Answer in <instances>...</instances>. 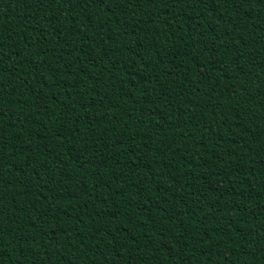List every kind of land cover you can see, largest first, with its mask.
<instances>
[{
    "label": "trees",
    "instance_id": "obj_1",
    "mask_svg": "<svg viewBox=\"0 0 264 264\" xmlns=\"http://www.w3.org/2000/svg\"><path fill=\"white\" fill-rule=\"evenodd\" d=\"M0 264H264V0H0Z\"/></svg>",
    "mask_w": 264,
    "mask_h": 264
}]
</instances>
